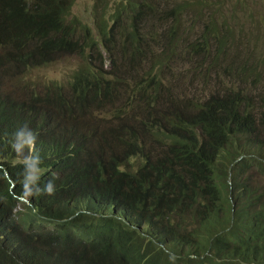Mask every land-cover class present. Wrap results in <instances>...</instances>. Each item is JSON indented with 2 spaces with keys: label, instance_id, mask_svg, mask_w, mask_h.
<instances>
[{
  "label": "trees",
  "instance_id": "trees-1",
  "mask_svg": "<svg viewBox=\"0 0 264 264\" xmlns=\"http://www.w3.org/2000/svg\"><path fill=\"white\" fill-rule=\"evenodd\" d=\"M76 1L0 0V264H264V0Z\"/></svg>",
  "mask_w": 264,
  "mask_h": 264
},
{
  "label": "rangeland",
  "instance_id": "rangeland-1",
  "mask_svg": "<svg viewBox=\"0 0 264 264\" xmlns=\"http://www.w3.org/2000/svg\"><path fill=\"white\" fill-rule=\"evenodd\" d=\"M93 2L94 0H77L75 3V6L73 7L74 13L79 15L83 19V21H85L90 26H92L91 18H92ZM238 38L240 40V43L245 45L244 49L249 47V50H243L241 52L234 51V55H239V56L234 58V62L232 63L231 69L228 73L232 72L234 74V76L232 77V81H234V83L236 84L238 83H237V80L235 79L236 73L234 71V64L243 61V57H246L248 64L252 65L254 61V56L257 55L258 57H262L263 52H264V46L262 42L260 40L258 42L257 41L254 42L253 40H251V43H249L245 31L239 34ZM76 63L77 61L74 58H68L66 60H63L60 63H56L44 69L40 68L36 70L34 72V76L40 75L41 78H46V79H62L64 78L66 74L67 68L68 67L71 68L73 64L76 65ZM204 78L206 81H208L211 84L218 81V77L213 71L209 72L207 76L204 75ZM226 81L228 82L229 79H226ZM212 86H215V85H212ZM263 87H264V83L261 84V89H263Z\"/></svg>",
  "mask_w": 264,
  "mask_h": 264
}]
</instances>
